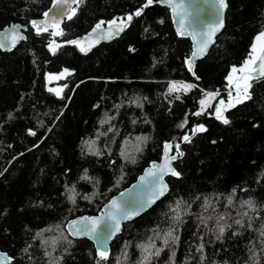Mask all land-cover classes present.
<instances>
[{
	"label": "trees",
	"instance_id": "trees-1",
	"mask_svg": "<svg viewBox=\"0 0 264 264\" xmlns=\"http://www.w3.org/2000/svg\"><path fill=\"white\" fill-rule=\"evenodd\" d=\"M53 1L0 0V30L27 25L25 39L0 48V249L11 256L0 264H264V78L226 110L229 124L214 114L232 68L264 31V0H228L226 25L193 70L191 39L158 0H80L63 35L37 33L32 22ZM129 14L122 34L89 51L68 43ZM49 74L60 77L59 95ZM173 82L194 87L169 91ZM206 93L218 95L202 111ZM194 125L206 131L182 144L180 175H168L165 196L124 223L107 259L68 234V218L96 213Z\"/></svg>",
	"mask_w": 264,
	"mask_h": 264
},
{
	"label": "water",
	"instance_id": "water-1",
	"mask_svg": "<svg viewBox=\"0 0 264 264\" xmlns=\"http://www.w3.org/2000/svg\"><path fill=\"white\" fill-rule=\"evenodd\" d=\"M159 3L166 5L170 9V15L172 18V22L174 25L175 30L178 32V29L180 28V19H181V13L186 12L187 15L184 17L185 19V28H186V34L184 36H188L191 39L192 42V50L191 53L187 59V64L189 65V68L193 70V66L195 62L198 59H201L204 57L211 46L214 44L216 36L218 33L225 27L226 25V19H227V11H228V0H225L226 7L220 8L219 6V0H158ZM183 4V9H177V11L173 12V5L175 4ZM54 1L49 5V7L46 9L45 12L49 13L48 17H45L44 14L38 18H35L33 21H36L37 24H41L44 21H47L49 28L54 29L51 27V24L53 23V17L56 18V20L59 21V26L62 23V21L70 15L72 12V8L74 7L75 3L72 2V0H68L67 4H61L57 7H53ZM146 5V4H145ZM144 5V6H145ZM44 12V13H45ZM63 13V15H61ZM133 16V14H129L128 16ZM123 18H110L108 20L103 21V25L101 29H98L97 32L93 33V28L100 23L101 21L95 22L88 30L74 36L69 41H79V44H73L75 45L79 50L81 47H85L89 50L96 47L99 43L104 41H110L116 37H118L120 34L123 33V31L126 29L128 23L131 21L127 20V17ZM115 20L117 24H120L121 21L126 22V26L123 28V31H118L115 26H111L112 32L118 34H112L109 35V28H110V21ZM222 21V27L219 28L218 31L215 32V34L211 37V43L208 45L207 49L205 50L203 55H198L193 57L192 53L196 51L197 42L201 41L205 38V33L208 32L210 25H217ZM26 30L27 25L23 23H10L6 26H4L0 30V44L3 45V47H0L3 50H10L13 49L21 40L26 38ZM179 34V32H178ZM180 35V34H179ZM15 39V43L13 44V40ZM81 51V50H80ZM191 62V64L189 63ZM257 71L254 73H251V76L253 77L252 80H259L264 78V76L260 75V68H259V62H257L256 65ZM249 82L250 84L252 83ZM200 125H194L193 130ZM193 131L188 134L190 138L193 136ZM171 144L172 148L168 151V156L177 155V159L182 157V155L177 154V149L174 151L173 149V143L170 141H167L162 146V151L160 154L159 159H153L151 160L147 165H145L142 170L136 175L135 179L131 181L128 185L121 188L118 192L113 194L107 201H105L101 208L96 212L92 214L88 213H81L77 214L75 216H72L68 218L65 222V229L68 232V234L73 238H87L89 239L97 251L98 248L101 247V245L97 242L96 238H93L89 235H73L69 231V224L73 220H81L82 218H104V220L107 219L105 216V213L109 212L111 210V202L113 200H116L117 202L121 203L122 206H126L127 210L132 212H137L138 214L131 215L130 218L124 219L120 218V230L116 232L113 236H111L110 239L107 240L106 243V251L108 252V255L110 253V245L112 241L115 239V237L121 232L122 227L124 223L129 222L139 216L141 213L145 212L148 208H150L153 204H155L158 200H160L162 197L165 196V194L168 191V181L167 176L171 175L170 173L164 174L162 177V180L159 178V173L154 176H148L147 173L150 170H153V165H162L165 162V144ZM185 143L184 139L182 138L180 141H178L175 144L179 145V152L183 153L182 144ZM171 161V167L176 170L175 167V161ZM141 177H145V179L142 181ZM156 180L157 183L153 185V181ZM166 185V191L164 192V195L162 196H154V188L156 191L159 190L160 185ZM123 194V195H122ZM152 198L154 202L150 206H146L141 208V205H146L147 201ZM111 223V222H109ZM98 253V251H97ZM99 254V253H98ZM11 260V256L7 253V251L0 249V263H8ZM195 264V263H192Z\"/></svg>",
	"mask_w": 264,
	"mask_h": 264
},
{
	"label": "snow or ice",
	"instance_id": "snow-or-ice-1",
	"mask_svg": "<svg viewBox=\"0 0 264 264\" xmlns=\"http://www.w3.org/2000/svg\"><path fill=\"white\" fill-rule=\"evenodd\" d=\"M72 2L78 5L80 3V0H72ZM67 3H68V0H54L53 7H57L58 5L67 4ZM152 3H153V0H147V4L145 5V7H147L148 5H151ZM219 6L220 8L226 7L225 0H219ZM177 9H183V4L181 3V4L173 5L174 13L177 11ZM71 12H72V15H75L76 9L72 8ZM140 14H141L140 10H138L135 13V15L137 16H139ZM61 15H63V13H61ZM186 15H187L186 12L181 13V19L179 22L180 28L178 29V32L180 35L186 34L185 19H184ZM44 16L48 17L49 13L45 12ZM68 19H71V15L68 16ZM131 19H132L131 15L127 17L128 21H130ZM103 23H104L103 21L98 23L95 26V28H93L92 30L93 33L97 32L98 29H101ZM32 24H33V27L36 28L37 33L48 31L49 25L47 21L42 22L43 26H41V24H37L36 21H33ZM109 24H110L109 35L118 34V32L117 33L112 32L111 26H115L116 29H118V31H123V28L126 26L125 21H121L120 24H117V22L113 20V21H110ZM51 27L56 29V31L52 33L53 36L63 35V32L59 30V21L56 20L55 17H53V23L51 24ZM220 27H222V21L218 23L217 25L209 26L208 32L204 34L205 38L197 42L196 51L192 53L193 57L204 54L208 45L212 42L211 37L215 34L216 31L219 30ZM14 43H15V39L13 40V44ZM68 43L79 44L80 42L79 41H69ZM0 47H3V45L0 44ZM49 47L53 52H55L56 48L59 47V45H55V42H52L50 43ZM80 50L82 52H85L88 49L85 47H81ZM257 62H259L260 75L264 76V32H261L256 36L255 42L251 46V52L249 53L248 58L244 61L243 65L239 69H237L236 67H233L232 72L227 77V80L229 81L230 85L234 83V87L236 90V96L233 98L232 93L230 91L229 92L230 99L227 102V104L225 103L224 100H220L219 106H217L215 109L216 118L218 120H221L224 124L230 123V121L223 114L227 109L235 107L236 104L242 103L245 100L251 99V96L249 95V89L251 88V84L248 81L253 79V77L251 76V73H254L257 71V68H256ZM189 63L191 64V62ZM67 71L68 70L65 69V73H67ZM235 73H239V75L235 76L234 78L233 74ZM63 75L64 73H61V76ZM56 78L59 79L60 77H56ZM234 79H235V82H234ZM242 83H243V92H241ZM192 87H194V85H191V84L177 85L175 82H173L172 85L170 86L169 91H177L180 88H182L184 91H188ZM59 94H60L59 91H57V95ZM217 95L218 93H206V99L200 101L202 111L205 108V106L211 107V105H206V100L208 98L214 99L215 96ZM233 99L235 100V103H233ZM195 115H201V112H196ZM180 127H183V124L180 125ZM204 131H206V129L204 128L203 125H200V126H197L193 130V134H195L196 132H204ZM32 134L34 135V133ZM138 139L143 140L146 138H138ZM183 139L185 142H189L191 138L186 135L183 137ZM164 147H165L164 164L162 165L154 164L153 170H150L147 173L148 176H154V177L157 175V173H159L160 175L158 179L160 180H162L163 175L167 173H170L173 176L180 175L179 172H177L174 168L171 167V163H170L171 161L177 159V155H172L170 157L168 156V151L172 148V145L166 143ZM176 149H177L178 155H183V153L179 152V145H176ZM133 163H135V160H133ZM144 179L145 177H141L142 181ZM152 183L153 185H155L157 181L154 180ZM166 187H167L166 185L161 184L158 191H156L154 188L153 195L156 197L164 195V192L166 191ZM70 198L73 199V202H74V197H70ZM85 198L87 199L88 197H85ZM153 202L154 200L150 198L147 201L146 205H141V208L150 206ZM247 203L251 207V202H247ZM135 214H138V211L130 213L127 210L126 206H122L121 203L117 202L116 200H113L111 202V210L105 213V216L107 217L106 220H104L103 217L102 218H82L81 220H73L69 224V231L73 235H89L93 238H96L97 242L101 245V247L97 249L100 259L105 260L108 257V252L106 251V248H105L107 240L110 239L111 236H113L116 232L120 230V218L128 219L130 218L131 215H135ZM176 219L177 220L179 219L178 215ZM236 223H240V221H236ZM220 231L221 232L224 231L223 227L220 228ZM167 236L172 237V232L171 231L168 232ZM172 238L173 240L177 239L176 237H172ZM167 243H168V240L165 239V244ZM148 247H152V246H148ZM148 247H145L146 252L148 251ZM159 251L160 250H157L154 254L159 255ZM149 255H152V253H149ZM147 259H148V256L146 255L145 261Z\"/></svg>",
	"mask_w": 264,
	"mask_h": 264
},
{
	"label": "rangeland",
	"instance_id": "rangeland-1",
	"mask_svg": "<svg viewBox=\"0 0 264 264\" xmlns=\"http://www.w3.org/2000/svg\"><path fill=\"white\" fill-rule=\"evenodd\" d=\"M264 32V31H263ZM241 66H239V67H236L237 69H239ZM239 75V73H235V74H233V76H234V78H235V76H238ZM56 77H58V75H56V74H49L48 76H47V79H48V81L49 82H51L50 84H51V88L52 89H54V90H56V91H59L60 90V87L57 85V84H55V83H53V81L54 80H56L57 78ZM252 80V79H251ZM251 80L250 81H248V82H251ZM234 82H235V79H234ZM177 85H180V84H178V82L176 83ZM231 91V93H232V97L234 98L235 96H236V90H235V87H234V83L232 84V85H230L229 84V88H228V90H227V96L226 97H223V96H220V97H218V100H217V105H216V107L217 106H219V101L220 100H224L225 101V103L227 104V102L229 101V99H230V97H229V92ZM241 92H243V83L241 84ZM208 103V101H206V104ZM233 103H235V100L233 99ZM216 109V108H215ZM226 112V111H225ZM225 112L223 113L224 114V116H225ZM214 114H215V110H214ZM216 115V114H215ZM226 117V116H225ZM129 146V145H128ZM128 146H127V148H128Z\"/></svg>",
	"mask_w": 264,
	"mask_h": 264
}]
</instances>
